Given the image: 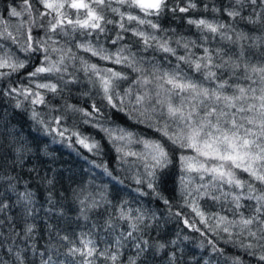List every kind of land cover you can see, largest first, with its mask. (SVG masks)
Masks as SVG:
<instances>
[{
  "label": "snow or ice",
  "instance_id": "6c2138e0",
  "mask_svg": "<svg viewBox=\"0 0 264 264\" xmlns=\"http://www.w3.org/2000/svg\"><path fill=\"white\" fill-rule=\"evenodd\" d=\"M198 8L196 0H184L183 5L180 0H21L19 4L9 3L6 7L7 15L0 13V79L20 72L27 67L30 58L40 55V64L27 74L29 83L35 84V90L9 85L5 94L22 95L25 100L30 99L33 106L46 105L45 96L39 90L58 94L60 89L56 83L38 82L34 78L59 74L58 79L65 85L76 83L75 76L65 80L64 74L68 72L66 62L79 61L80 70L88 78V83L98 88V94L107 106L124 111L127 103L138 114V118H143L140 122H148V126L154 127L164 138V142L137 139L135 134L123 129L119 130V135H114L113 130L101 128L114 143L124 142L123 146L117 147V151L123 154L122 158L132 156L142 163L143 177L138 175L135 182H146L147 187L155 191L164 177L165 169L172 164L169 147L181 150L178 155L181 171L179 196L183 201L181 207L190 209L203 227L197 226L196 219L190 221L179 211L175 215L180 217L186 227L207 239L212 253L225 256L224 249L218 247L217 240L211 237L223 239L226 244L243 250L241 255L226 257V264H248L244 260L245 255L254 258L255 264H264V51H260L264 48V0H226L222 6L213 2L210 9L208 4L204 5L205 11L210 10L216 15L223 13L228 22L187 18L186 22L195 26L199 32L211 34L212 39L219 36L221 41L236 46V52L229 54L221 48L209 49L203 43L197 45L194 40L180 37L175 43L186 54L177 55L176 48L171 46V38L162 39L155 34L157 31H166L161 28L159 20L167 14H186ZM109 12L117 19L110 18L107 15ZM237 22L250 26L249 30L238 29L234 26ZM132 24L136 26L129 27ZM108 25L119 29L112 44H118L124 39L122 33L131 32L142 42L143 51L155 47L158 51L174 56L177 61L200 73L203 81L189 77L179 64L170 71L162 69L158 63L138 59L125 45L110 52L102 44L98 46L91 40H85L77 41L75 48L102 61L129 69L136 74L131 80L127 72L102 68L73 51L70 45L77 34L91 37L95 33L98 40L100 34L106 33ZM144 26L153 31H145ZM34 31L37 34L34 35ZM57 37L63 38L64 43ZM208 38L207 35L201 37L203 41ZM13 47L22 52L26 59L17 56L12 51ZM196 47L202 48V55L192 51ZM250 49L259 52L255 63L246 55ZM225 73L227 78H224ZM123 82H128V86L121 91ZM213 82L214 87L206 86ZM16 107H21L20 101H17ZM91 108L92 111H87L66 105L64 113L50 116V122L56 125L52 131L61 138L70 133L67 135L69 141L75 136L76 143L90 152L98 149L99 145L95 141H90L89 137L62 124L67 119L66 114L73 112L79 113L84 123L99 127L101 109L96 103ZM37 116L38 113L33 111L32 118L36 119ZM38 122L45 124L43 119ZM5 139L7 144L0 140V156L5 148H10L15 157L11 161L12 165L22 164V153L31 151L30 147L26 144L13 146L15 141L11 136ZM132 143L142 144L143 150L125 151V147ZM185 150H191L192 154H184ZM242 174H247V179H242ZM225 186L227 191L223 190ZM30 196V193L21 194V200L28 206L25 209L27 215L32 214ZM77 199L84 219H87L86 210L99 207L95 198H91L89 203L90 196ZM204 199L220 204L222 208L230 204L231 207L226 210L232 213L231 218L219 211L206 212L200 204ZM245 201L250 203L246 204ZM164 203L167 205L170 202L165 199ZM7 207V204L0 202V211ZM242 209L247 210L248 214L245 215ZM120 217L141 223L145 219L142 213L132 217L123 208ZM8 219L10 221L11 217ZM106 223L111 226L110 222ZM3 224L4 221L0 220V227ZM10 226L14 235L19 236L15 227ZM130 227L132 230L126 233V237H132L133 231L138 230L135 222ZM23 231L24 239H28L34 226L26 224ZM221 233L226 234V238ZM3 237V231H0V238ZM61 239L67 241L68 237ZM114 243L116 251L111 250V245L100 250L94 240L81 236L80 246L69 247L66 255L80 257L78 262L73 260V264H95L96 258L117 264L122 255L119 251L122 245L119 238ZM176 243V240L167 244L161 242L158 251L165 250L169 245L175 246ZM143 244L145 248H141L139 243L135 245L138 249L137 258H130L129 264H136L139 252L147 250L148 242L143 241ZM7 252L12 254V260L0 259V264H25L23 251L8 247ZM39 255L40 264H64L54 260L50 254ZM180 260L182 249L169 253L168 264H178ZM205 264L208 262L205 261Z\"/></svg>",
  "mask_w": 264,
  "mask_h": 264
},
{
  "label": "trees",
  "instance_id": "16d2710c",
  "mask_svg": "<svg viewBox=\"0 0 264 264\" xmlns=\"http://www.w3.org/2000/svg\"><path fill=\"white\" fill-rule=\"evenodd\" d=\"M21 0H0V13L5 16L6 7L9 3L19 4ZM183 5L184 0H180ZM199 5L198 10L189 11L188 13H176L175 15L167 14L160 18L161 28L166 31H158L162 36L173 39L183 37L187 40H194L197 45L204 44L209 49L221 48L226 53L236 52V46L229 44L227 41H221L219 36L212 39V35L199 32L195 26L189 25L187 18L199 19L215 18L228 22V18L223 13L216 15L210 10L205 11L204 5L208 4L209 9L212 3L222 6L226 0H196ZM113 18L112 13H107ZM47 18H45V21ZM153 20H156L153 17ZM238 29L249 30L250 26L237 22ZM174 30V31H173ZM118 28L113 25L107 26V31L99 35V40L105 43H111L115 38ZM37 34L34 31V35ZM95 34V33H94ZM93 34V35H94ZM124 39L116 46L125 45L130 48L144 60H150L158 63L160 66H169L181 64L185 66L192 74L198 76L203 81L200 73L194 72L183 62L177 61L176 57L170 54L158 51L155 47L143 51L142 42L131 32L122 33ZM259 35V33H255ZM202 35H207V41L201 39ZM85 38L77 34L76 39L71 42L73 51L91 63L98 66L111 64L116 67L117 71H125L129 77L133 75L129 69H125L120 65H114L111 62L102 61L98 57H92L88 53L77 50L75 43ZM64 43L63 38L57 37ZM250 43V42H246ZM155 44V42H153ZM196 53L203 52L202 48H193ZM21 59H26L22 52H18L15 47L12 48ZM177 55L185 50L176 45ZM260 51H264L262 48ZM255 63L259 57V52L250 49L246 53ZM53 59H56L53 56ZM41 62L40 55H34L29 59L27 67L18 73L0 79V140H4L7 144V137L15 141V145L26 144L31 151L22 153L23 163L13 166L11 161L15 159L10 148H5L2 156H0V202L7 204L8 207L0 211V220L4 221L0 231H3L4 237L0 238V259L5 261L12 260V254L7 252L8 247L14 250L23 251L25 256V264H40V253L45 256L52 255L57 261L64 264H73V260L79 261L80 257L75 258L67 256V249L73 245L80 246V237L91 238L96 242L100 250H104L111 245V250L116 251L114 241L119 238L122 252L117 264H129L130 258H137L138 249L135 247L137 243L141 248H145L143 241H147V250L139 252V258L136 264H168V255L172 251L182 249V260L178 264H226V257L241 255L242 249L234 247L232 244H226L223 239H217L218 247L224 249V257L214 254L210 251L207 239L200 233L192 231L186 227L180 217L175 215L181 212L182 215L190 221L197 220L190 209L181 207L182 198L179 196V176L181 175L178 155L181 150L169 147L172 156V164L164 171V177L160 181L156 190L149 189L145 183L137 184L136 177L132 169H128L119 158V153L115 147L111 137L102 131L103 124L113 123L120 124L134 131L145 135L153 136L164 142L161 134L154 127H149L148 122H140L143 118H138L137 113L131 110V107L125 103L124 111H118L106 105L102 101L98 88H94L88 83V78L84 72L80 70L79 61L68 63V72L64 74V79L68 80L71 76L77 78L76 83L65 85L63 81L58 79L59 74L42 75L34 78L37 81L43 79H51L60 89L58 94L39 90L47 102L46 105H31L30 99L25 100L22 95L5 94V89L10 85L16 88L31 87L35 90V84H30L27 74L30 73ZM219 62V60L217 61ZM7 71V70H4ZM219 75V73H218ZM227 78V73L225 77ZM234 82V81H230ZM246 83L245 81H235ZM126 82H123L125 84ZM212 84H215L213 82ZM122 91V89H121ZM17 101L21 102V107L17 108ZM96 103L101 109L102 117L99 119V127H93L91 123H84L79 113H67V119L62 121L63 126L74 131H79L82 135L89 137L90 141H95L98 149L88 151L80 144L76 143V137L73 136L71 141L61 138L52 131L56 125L50 122V116H58L64 113L66 105H74L77 108L92 111L91 105ZM56 109V111H51ZM36 111L38 116L32 118V112ZM43 119L45 124L38 121ZM110 174V175H109ZM242 179H247V174L241 175ZM227 191V186L224 187ZM30 193L32 214H26L28 207L22 200L21 194ZM90 196L95 198L99 204L98 208L86 210L87 219L81 216L79 198ZM167 199L170 203L165 204ZM245 203H250L245 201ZM201 207L205 211L222 212L230 218L232 213L227 211L230 204H217L211 200L204 199L200 201ZM125 213L130 212L132 217L143 214L145 219L143 222L130 221L121 219V209ZM245 211V215L248 211ZM9 217L11 220L9 221ZM110 222L111 226H108ZM137 223L138 230L133 231L132 237H126V233L131 231L130 224ZM33 225L34 231L28 239H24V225ZM19 232V236H15L13 228ZM67 236L68 240L61 239ZM211 236V234H209ZM226 238V234L221 233ZM187 237V239H185ZM176 240L175 246L169 245L165 250L158 251V244L168 243ZM13 241H15L13 243ZM203 245V247L201 246ZM33 249L35 254H33ZM178 255H181L178 252ZM244 260L248 264H255L252 257L244 256ZM95 264H111L110 261L102 258H96Z\"/></svg>",
  "mask_w": 264,
  "mask_h": 264
},
{
  "label": "rangeland",
  "instance_id": "374dc122",
  "mask_svg": "<svg viewBox=\"0 0 264 264\" xmlns=\"http://www.w3.org/2000/svg\"><path fill=\"white\" fill-rule=\"evenodd\" d=\"M201 18H204V17H201ZM113 19H117V17H114L113 16ZM151 19H153V17H151ZM206 19H209V18H206ZM215 18H211L209 20H213ZM136 25L135 24H132V25H129V27H135ZM144 30L145 31H148L149 33H151L153 30L147 28V26H144ZM157 35V37L159 38H162V39H166L168 37H165V36H162L158 31L155 33ZM85 40H91L93 44H97L98 46L99 45H103L104 48L108 49L110 52H115L117 50V48L119 46H116V45H111V44H108V43H105L103 40H97V37H96V34L92 35L91 37H87L85 36V38L83 39H80L78 41L80 42H83ZM177 39H175L173 41V39H171V46L173 48H176V41ZM128 47V46H127ZM131 52L135 53L132 48L128 47ZM13 51V50H12ZM192 51L196 52L194 49H192ZM15 52V51H13ZM136 54V53H135ZM185 51L184 52H181L180 55H185ZM203 52H198L197 55H202ZM17 56H19L17 53H16ZM137 55V54H136ZM137 58L139 59L140 57L137 55ZM108 62V61H107ZM179 64V63H178ZM105 66H102V68H114L116 70V67L112 66L111 64H104ZM177 65V64H176ZM147 66V65H145ZM173 66L175 65H169V66H160L162 69H167V70H172L173 69ZM180 68L183 70V72L185 74H187L189 77L193 78L194 80H197V81H201L198 76L192 74V72H190L185 66H182L181 64H179ZM136 74L134 73L133 75H131L129 78L130 80L135 76ZM38 82H52V83H55L53 80L51 79H43V80H40ZM128 86V82H126L125 84H123V86H121V89L123 91L124 88H126ZM206 86H210V87H214L215 84H208ZM130 106V105H129ZM131 107V106H130ZM138 115V114H137ZM162 120H161V124H162ZM103 128H107V129H111L113 130V134L114 135H119L120 134V131L121 129H123L124 131L126 132H131L133 134H135V138L137 139H145V140H159L158 138H155L153 136H149V135H145V134H142L140 132H137V131H134L132 129H129L125 126H122L120 124H113V123H108V124H103ZM112 139V138H111ZM113 141V139H112ZM114 143V142H113ZM124 142H121V141H116L114 143L115 147H120V146H123ZM143 150V145L142 144H139V143H132L130 145H127V147H125V151H134V152H141ZM119 153V158L120 160L123 162V164L128 168V169H132L133 170V173L135 175V177L137 178V176L139 175L140 177H143V173H144V169H143V165L140 161H138L135 157H132V156H128V157H123L122 158V153L121 152H118ZM184 154H192L191 153V150H185L184 151ZM207 212V211H206ZM208 212H213V211H208Z\"/></svg>",
  "mask_w": 264,
  "mask_h": 264
}]
</instances>
